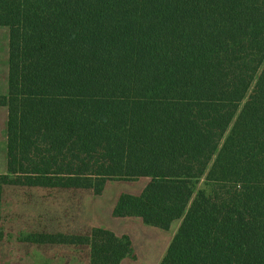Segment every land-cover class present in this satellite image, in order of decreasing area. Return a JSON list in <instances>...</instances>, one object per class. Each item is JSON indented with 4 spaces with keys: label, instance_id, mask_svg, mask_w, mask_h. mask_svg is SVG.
I'll use <instances>...</instances> for the list:
<instances>
[{
    "label": "trees",
    "instance_id": "16d2710c",
    "mask_svg": "<svg viewBox=\"0 0 264 264\" xmlns=\"http://www.w3.org/2000/svg\"><path fill=\"white\" fill-rule=\"evenodd\" d=\"M0 25V187L147 176L113 215L182 219L160 264H264V0H0ZM45 237L89 246L90 264L134 255L104 227Z\"/></svg>",
    "mask_w": 264,
    "mask_h": 264
},
{
    "label": "rangeland",
    "instance_id": "374dc122",
    "mask_svg": "<svg viewBox=\"0 0 264 264\" xmlns=\"http://www.w3.org/2000/svg\"><path fill=\"white\" fill-rule=\"evenodd\" d=\"M7 46L8 31L0 27L2 93H5L7 86ZM4 118L5 111L0 110V173L4 172L6 162ZM111 179L114 180L107 183L101 195H96L91 189L3 183L0 187V264H89V246L49 242L45 235L48 239L55 235L79 236L90 233L93 227L112 224L118 233L136 229L138 243H144L145 236L152 238L155 241L152 253L147 252L149 256L138 257L137 260L159 264L164 251L163 242L177 232L182 219L175 220L169 230H161L149 225L144 229L142 225H135V222L114 217L112 208L120 193H138L150 178L137 176ZM201 185H204L203 180ZM2 237L4 240L1 241ZM9 256L12 261H8Z\"/></svg>",
    "mask_w": 264,
    "mask_h": 264
},
{
    "label": "crops",
    "instance_id": "0c3cea01",
    "mask_svg": "<svg viewBox=\"0 0 264 264\" xmlns=\"http://www.w3.org/2000/svg\"><path fill=\"white\" fill-rule=\"evenodd\" d=\"M0 27H4L5 29H7V31H8V46H7V57H9V28L7 27V26H5V25H0ZM7 65H8V67H7ZM6 67H7V71H6V75H7V86H6V91H5V93H2V92H0V95H5V94H7L8 93V76H9V60L7 59V64H6ZM1 82V81H0ZM2 87V85L0 84V88ZM0 110H3V111H5V118H4V125L3 126H6V129H5V133H4V142H3V144H4V150H5V170H4V172H6L7 171V146H8V135H7V126H8V107L6 106V105H0ZM3 113V112H2ZM0 125H1V119H0ZM3 172V173H4ZM112 180H114V179H109V180H107L106 181V183H105V186H104V189H105V187H106V185H107V183L109 182V181H112ZM150 181V180H149ZM104 189H103V191H104ZM144 189V188H143ZM142 189V190H143ZM103 191H102V193H103ZM142 191H140V192H138V193H130V194H134V195H139L140 193H141ZM102 193H100V194H96V195H101ZM122 193H124V192H122ZM122 193H120V195L122 194ZM119 195V196H120ZM119 196H118V198H119ZM118 198H117V200H118ZM117 200H116V202H115V204L113 205V208H112V215H113V209H114V207H115V205H116V203H117ZM114 216V215H113ZM114 217H117L118 219H125V222L127 221V222H135L136 224L135 225H142L143 226V228L145 229L147 226L146 225H149V224H146L144 221H143V219L142 218H140V217H137V216H131V217H118V216H114ZM115 225H117L118 223H114ZM113 225V224H112ZM112 225H110V226H101V227H104V228H108V229H110V230H112V231H114L117 235H124V234H127V235H129L130 236V238H131V240H132V245H133V250H134V255L133 256H127V257H125V258H123L122 260H121V262H120V264H150L148 261H142L141 260V262H138V260H137V258L138 257H140V259L142 258V257H146V256H149V255H146V253L147 252H149V253H152V250H153V247H154V244H155V241H153L152 240V238H150V237H144L145 238V241H144V243H138V239H139V235L137 236V237H135V234H136V231L135 230H129V231H123L122 233H118L117 231H116V229L115 228H113V226ZM149 226H152V225H149ZM97 227V226H96ZM99 227V226H98ZM153 228H158V227H155V226H152ZM158 229H161V228H158ZM161 230H164V229H161ZM169 230V229H168ZM146 231V230H145ZM152 231H154V230H152ZM152 231H150V232H152ZM146 232H148V231H146ZM174 235L175 234H173V236L170 238V239H165V242H163V244H164V251L161 253V255H160V258H161V260H162V258L164 257V255L166 254V252H167V250H168V247H169V245H170V243H171V241H172V239H173V237H174ZM2 240H4L3 239V237L1 238V241ZM140 244H141V247H140ZM66 245H70L69 243H67ZM2 247V246H1ZM1 247H0V249H1ZM166 250V251H165ZM7 258V257H6ZM6 258H4V262H5V260H6ZM159 258V259H160ZM8 261H10L11 260V257L9 256L8 258ZM161 260H160V262H161ZM12 261V260H11ZM15 263V262H14ZM89 264H90V260H89ZM158 264V263H157ZM160 264V263H159Z\"/></svg>",
    "mask_w": 264,
    "mask_h": 264
}]
</instances>
